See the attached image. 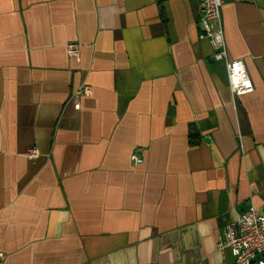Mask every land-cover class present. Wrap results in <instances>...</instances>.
Wrapping results in <instances>:
<instances>
[{
	"label": "crops",
	"instance_id": "crops-1",
	"mask_svg": "<svg viewBox=\"0 0 264 264\" xmlns=\"http://www.w3.org/2000/svg\"><path fill=\"white\" fill-rule=\"evenodd\" d=\"M198 1L0 0V264H233L219 233L264 212V0L220 7L237 96Z\"/></svg>",
	"mask_w": 264,
	"mask_h": 264
},
{
	"label": "built area",
	"instance_id": "built-area-1",
	"mask_svg": "<svg viewBox=\"0 0 264 264\" xmlns=\"http://www.w3.org/2000/svg\"><path fill=\"white\" fill-rule=\"evenodd\" d=\"M225 0H199L196 20L199 38L205 39L213 49L212 59L225 66L229 87L234 95H241L253 89L245 64L242 59L228 57L220 21V7ZM71 56H79V45L76 42L67 44ZM91 87L82 84L74 92V108H80V98L90 95ZM39 151L36 147L27 150V157L36 158ZM130 158L133 163L143 161L140 149H135ZM218 249L228 248L233 256V264H264V212L253 205L240 211L232 223L226 225L217 239Z\"/></svg>",
	"mask_w": 264,
	"mask_h": 264
}]
</instances>
